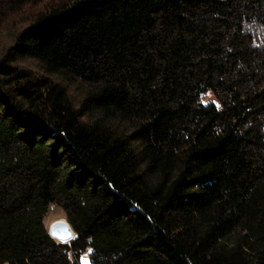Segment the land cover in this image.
<instances>
[{
    "label": "trees",
    "instance_id": "obj_1",
    "mask_svg": "<svg viewBox=\"0 0 264 264\" xmlns=\"http://www.w3.org/2000/svg\"><path fill=\"white\" fill-rule=\"evenodd\" d=\"M23 7L0 52V264H264V0H0V19Z\"/></svg>",
    "mask_w": 264,
    "mask_h": 264
},
{
    "label": "rangeland",
    "instance_id": "obj_2",
    "mask_svg": "<svg viewBox=\"0 0 264 264\" xmlns=\"http://www.w3.org/2000/svg\"><path fill=\"white\" fill-rule=\"evenodd\" d=\"M26 13V7H23L20 10H16L15 12H8L0 19V52H2L5 48V46L11 41L13 34L16 32L17 28L22 23V18L25 16ZM21 21V23H20ZM18 63L28 66L33 71L38 72L40 71L37 63L35 60L28 58V57H22L18 59ZM52 77L56 80L63 83L67 89L69 98L73 104H77V101L79 100V97L82 93V85L78 82V80L74 78H68L65 76H59L56 74H52ZM201 100L203 102L213 101L216 102L215 97L211 93L210 90H205L201 93ZM117 124L124 127L121 122H117ZM58 217H64L61 208L54 202H49L47 205V210L43 217V222L46 225L53 220L54 218ZM79 262L81 264H87L88 258L86 250L83 251L78 255Z\"/></svg>",
    "mask_w": 264,
    "mask_h": 264
},
{
    "label": "water",
    "instance_id": "obj_3",
    "mask_svg": "<svg viewBox=\"0 0 264 264\" xmlns=\"http://www.w3.org/2000/svg\"><path fill=\"white\" fill-rule=\"evenodd\" d=\"M48 233L59 239V240H67L72 237V229L65 219V217H58L51 220L47 225Z\"/></svg>",
    "mask_w": 264,
    "mask_h": 264
}]
</instances>
